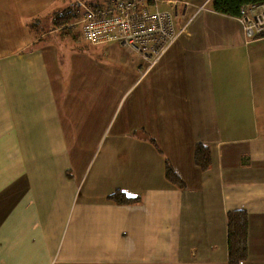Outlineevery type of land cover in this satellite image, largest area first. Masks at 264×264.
Returning <instances> with one entry per match:
<instances>
[{
    "label": "crops",
    "instance_id": "0c3cea01",
    "mask_svg": "<svg viewBox=\"0 0 264 264\" xmlns=\"http://www.w3.org/2000/svg\"><path fill=\"white\" fill-rule=\"evenodd\" d=\"M63 1L0 0V264H229L235 209L239 264H264V35L177 0L178 38L154 64L115 42L92 57L56 43ZM196 143L213 151L206 170ZM116 189L140 200L108 201Z\"/></svg>",
    "mask_w": 264,
    "mask_h": 264
},
{
    "label": "built area",
    "instance_id": "2783aa9c",
    "mask_svg": "<svg viewBox=\"0 0 264 264\" xmlns=\"http://www.w3.org/2000/svg\"><path fill=\"white\" fill-rule=\"evenodd\" d=\"M108 0L99 5L79 3L78 23L91 44L118 43L154 64L176 41L177 0ZM168 2V1H167ZM247 39L264 35V3L249 5L240 16Z\"/></svg>",
    "mask_w": 264,
    "mask_h": 264
},
{
    "label": "trees",
    "instance_id": "16d2710c",
    "mask_svg": "<svg viewBox=\"0 0 264 264\" xmlns=\"http://www.w3.org/2000/svg\"><path fill=\"white\" fill-rule=\"evenodd\" d=\"M89 6L99 3L83 0ZM264 0H211V8L223 14L240 17L245 9L251 4H262ZM76 1H69L67 6L53 13V23L56 27L64 26L65 23L75 19L76 11H79ZM75 15L73 16V14ZM79 15V14H77ZM77 17V16H76ZM33 22L30 23V27ZM85 50V49H84ZM94 57V54L91 55ZM148 140L159 150L156 140L149 137ZM213 151L203 143H196L194 148V162L202 170H206L212 163ZM165 177L180 188H185L184 181L178 176L168 159H165ZM106 199L121 205L137 203L139 196H130L121 190H115L106 196ZM248 216L242 209L227 212V247L229 264H239L248 256Z\"/></svg>",
    "mask_w": 264,
    "mask_h": 264
},
{
    "label": "rangeland",
    "instance_id": "374dc122",
    "mask_svg": "<svg viewBox=\"0 0 264 264\" xmlns=\"http://www.w3.org/2000/svg\"><path fill=\"white\" fill-rule=\"evenodd\" d=\"M75 1V0H73ZM83 0H81L82 2ZM88 1H91V0H88ZM93 2H96V3H99V2H103L105 0H92ZM67 2L68 0H64L63 2H61V6L62 7H65L67 5ZM79 14V15H77ZM82 14V12L80 11H76V15L75 13L73 14V16L75 15V19H72L71 22H68L67 24L69 26H66L64 25L63 27L60 28L59 30V36L57 38V44L58 45H63L64 42L65 43H69L71 45V47L77 51V50H83L85 49L86 52L90 53V54H94V56L97 54L98 52V55H100L99 57L101 58L102 55H104L105 53L103 52V50L101 48H98L96 47V51L95 53L92 52V48H94L95 46L94 45H98V44H91V43H88L82 36V33H81V27H80V24L77 22L78 19H79V16ZM77 16V17H76ZM46 19V17H45ZM67 33V34H66ZM70 34L71 38L73 40H70L67 35ZM73 42V44H72ZM74 45V46H73ZM65 49L68 50L69 46L68 44H65ZM61 48V47H60ZM123 48V47H122ZM125 49V48H123ZM62 50H63V47H62ZM77 53V52H76ZM101 60V59H100ZM103 60V59H102ZM102 79L100 80H97V81H101ZM32 123V120H30L29 122V125H31ZM32 131H35V128H32L31 127V132ZM30 140H31V135H30ZM30 145H28V155H29V158H30V162L32 163L30 167H32L33 169H36L37 167H40V158H41V154H44L42 153V151L39 149V144L37 143H29ZM152 144V143H151ZM153 145V144H152ZM154 146V145H153ZM155 147V146H154ZM167 159V158H166ZM116 190H120V189H116ZM114 192V191H113ZM127 194V193H126ZM127 195H130V194H127ZM130 196H133V195H130ZM109 201V200H108ZM113 202V201H111ZM115 203V202H114ZM117 204V203H115ZM135 204V203H134ZM117 205H121V204H117ZM253 255V254H252ZM257 256V255H256ZM259 257V256H257ZM261 258V257H259ZM45 264H47V255H45Z\"/></svg>",
    "mask_w": 264,
    "mask_h": 264
},
{
    "label": "bare ground",
    "instance_id": "6f19581e",
    "mask_svg": "<svg viewBox=\"0 0 264 264\" xmlns=\"http://www.w3.org/2000/svg\"><path fill=\"white\" fill-rule=\"evenodd\" d=\"M71 1H73V0H71ZM75 1H76L78 4L81 2V0H75ZM105 1H108V0H105ZM105 1H103V2H105ZM103 2H99V4H101V3H103ZM81 3H82V4H85V3H83V2H81ZM99 4H98V5H99ZM85 5H87V4H85ZM65 24H67V23H65ZM65 24H64V25H65Z\"/></svg>",
    "mask_w": 264,
    "mask_h": 264
}]
</instances>
